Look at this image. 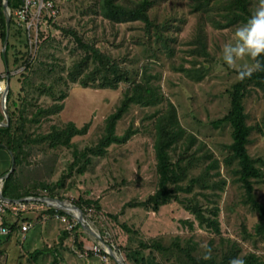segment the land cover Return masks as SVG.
<instances>
[{
	"label": "rangeland",
	"instance_id": "1",
	"mask_svg": "<svg viewBox=\"0 0 264 264\" xmlns=\"http://www.w3.org/2000/svg\"><path fill=\"white\" fill-rule=\"evenodd\" d=\"M55 1L60 6V14L54 18V23L48 21L41 25V29L46 30L45 47L37 54L29 70L22 72L23 69H14L16 76L12 75V85L15 86L17 78L19 108L29 119L26 129L32 135L48 132L52 124L62 127L69 121L79 127L86 123L89 126L86 132L72 137L76 146L52 147L48 140L31 146L25 162L16 166L21 182L33 184L46 181L54 185L55 191L60 192L63 198L72 201L81 196L90 205L88 213H84L89 223L102 233L107 242L118 245V251L127 264H142L127 257L128 246L138 248L140 239L158 238L163 244L171 245L177 237L181 243L192 238L197 242L195 253L200 255L210 240L213 246L221 248L223 236L241 245V256L255 252L264 264V233L258 234L256 231V224L260 220L258 212L244 201L245 188L234 171L238 161L233 160L229 165L224 162V157L231 152V126L229 123H217L231 106L228 90L239 79L238 69L255 63L245 56L236 59L235 67H229L223 60L225 45L237 43L236 29L247 22L239 21L218 28L207 21L205 30L210 54L205 56L193 51L195 45L191 40L197 30L198 17L194 12L188 13L181 27L176 29L171 26L168 29L176 34L172 54L164 51L155 54L146 43L142 22H122L113 27L98 13L95 7L97 0ZM253 4L257 7L259 0H253ZM182 8L189 12L186 0H160L151 14L152 17L157 15V21H163L175 9L180 11ZM71 27L79 29L86 36H97L96 43L103 50L112 52L132 68L139 69L137 77L143 72L144 65L149 72H160L157 82L176 104L182 125L197 137L190 151L194 152V166L183 182H188L191 175L201 172L212 158H218L219 166L211 169V172L214 180L226 179L223 186L202 188L196 184L191 192H180V198H184V201L173 199L161 205L157 211L138 203L157 189V158L151 113L160 105L131 103L116 123L117 134L125 133L128 128L134 130L130 138L123 143L112 142L102 155L88 154L87 157L91 156L89 162L86 157L74 161L75 148L83 150L94 146L106 133L107 117L121 105L127 84L122 83L117 88L97 84L84 86L67 77L69 67L78 54L74 36L64 30ZM10 28L12 42L15 24ZM204 61H208L210 66L203 77L196 78L198 68L202 67ZM60 74L68 84L54 80ZM53 81L55 94L62 89L68 90L63 108L58 113L39 115V121H31L33 112L39 107H48L55 102L53 95L44 87L45 83L50 85ZM244 106L247 123L252 127L248 150L264 170V89L251 85L244 97ZM207 151L212 155L204 159L201 156ZM176 155L175 151L174 158ZM197 157L200 159L197 160ZM218 170L220 174H215ZM61 178L65 181L64 185H55ZM38 190L42 195H48L47 189L38 186ZM255 193L264 202V178L256 181ZM189 198L203 205L207 215H212L210 208L219 206L220 232L207 223L201 224L196 215L186 208L184 202ZM95 200H98L100 208L94 205ZM37 202L30 204L27 210L34 212L19 220L33 222L25 238L16 232L0 240V264H52L53 261L55 264H119L111 255L104 260L91 252L95 244H100L103 250L106 247L98 238L87 233L82 225L78 226L73 215L67 212L68 223L47 211L50 207L48 203ZM7 210L10 211V208ZM41 211V215H35ZM14 219L15 216L12 221ZM72 223L74 226L70 228ZM123 223L132 230H128ZM136 229L137 232L134 231ZM119 245L127 249L121 251ZM36 250L41 251L32 255ZM86 251L88 255L84 254ZM144 254L149 258L153 255L155 259L151 260L162 264H184L177 257L176 250L164 254L160 251L150 253V248H147Z\"/></svg>",
	"mask_w": 264,
	"mask_h": 264
},
{
	"label": "trees",
	"instance_id": "2",
	"mask_svg": "<svg viewBox=\"0 0 264 264\" xmlns=\"http://www.w3.org/2000/svg\"><path fill=\"white\" fill-rule=\"evenodd\" d=\"M55 1V0H54ZM162 1V0H161ZM166 1V0H165ZM56 2V1H55ZM177 1H175L176 3ZM160 3V0H97L96 9L101 15L102 19H106L114 27L115 24L122 22L140 21L144 24V35L146 43L150 45L153 52H167L171 55L174 48L172 42L176 38V34L168 31L171 26L176 29L181 27L182 22L186 20L188 13L194 12L197 14V30L193 36L191 43L195 46L193 51L196 54L209 55L210 51L207 45V34L205 24L211 22L215 27L223 28L236 24L239 21H248L250 16L256 9L253 0H186L189 7V12L184 8L180 11L175 9L171 15H168L165 20L157 21V15L152 17L151 10ZM17 2L9 0V6L13 10L17 6ZM48 21L54 23V18L49 17ZM180 21V22H179ZM180 23V24H179ZM15 24L14 19H11V25ZM39 29V43L35 56H31L29 51L28 41L23 35L21 28H16L14 35L16 42L7 43V55L9 57V49L13 48L12 66L9 68V75L12 70L20 68L25 65L22 72L30 69L37 54L42 52L46 44V30ZM11 27V26H10ZM0 28L3 37L7 34L6 15L4 12L3 1L0 0ZM65 31L74 36L78 48V54L72 62L67 72V77L72 81H78L81 85L88 86L90 84H97L99 86H109L113 88L119 87L122 83H126L125 95L122 99L121 105L116 111L107 117L106 133L100 139L99 143L94 146H89L83 150L74 149L75 160L79 161L86 157V161H91L92 153L95 155H102L107 151V146L112 142L123 143L127 141L134 130L128 128L125 133H116L117 120L122 117L124 112L129 108L131 103H139L143 105H160L156 108L151 116L153 117V135H154V149L157 158L156 169L158 173L157 189L149 195V197L139 204L147 206L155 211L159 210L161 205L171 202L173 199L180 200V192H191L194 185L200 184L202 188L221 187L226 183L225 178L214 180L211 169L219 166V159L212 158L208 164H205L201 172L190 176L188 182H183L188 177L190 170L194 166L195 158L190 151L196 142V135L187 130L182 125L176 104L171 100L159 80L161 75L159 71L149 72L147 66H143V72L139 77V69L132 68L127 62L116 57L110 51L103 50L96 42L98 37L95 35L86 36L77 28H64ZM153 36V38H152ZM23 38V39H21ZM155 38V40H154ZM21 43L23 48L21 47ZM261 62H264V55L258 57ZM210 66L208 61H204L201 68H198L196 78H201L204 71ZM189 69V68H188ZM49 71V70H48ZM45 73V72H43ZM160 74V75H159ZM56 82L62 81L65 85L68 84L67 79L61 74L54 78ZM251 85H256L264 89V72H256L251 79L240 81L239 79L228 90L230 95L231 106L228 112L217 120V123H229L231 126L232 141L229 144L230 153L224 157L226 164H231L233 160L238 161V166L235 172L238 174V180L241 181L245 188L246 198L245 202L250 204L254 210L258 212L260 220L256 224V231L258 234L264 233V202L260 201L255 193V183L258 179L264 178V170L257 164V160L253 158L248 150V142L252 127L247 123L246 112L244 106V97L250 89ZM45 90L53 95L55 102L48 107H39L33 112L31 121H39L38 116L41 114L58 113L64 106L63 100L68 95V90L62 89L58 94H55V82L48 85L45 83ZM13 89L10 88L7 99H11ZM19 116L18 125L13 120V113L10 112L11 123L4 128L8 138L7 144L12 151H14L16 165H22L25 158L28 156L29 148L39 141H49L52 147L64 145L68 147L76 146L72 141V137L77 133H84L87 131L89 124L77 126L73 121L67 122L64 126L56 124L51 125V129L43 134L32 135L26 129V123L29 120L25 113L17 106ZM200 147V146H199ZM181 148V150H177ZM176 151V157L174 158ZM190 153V154H189ZM212 153L204 152L201 157H211ZM197 160L200 157L196 158ZM84 167V166H83ZM83 167L80 170H83ZM215 174H220L218 170ZM64 179H59L55 185L63 186ZM38 186L48 190V195L64 196L55 191V186L46 181H37L33 184H23L21 176L17 173V168L14 172L5 179L3 186V194L11 198H21L23 196H39L42 195L38 190ZM28 201V200H25ZM37 201V200H35ZM73 201L82 207L84 213H88L89 204L80 196ZM184 201V198L181 200ZM133 203V202H131ZM188 210L194 213L201 224L207 223L212 226L215 231L220 232V223L218 219L219 206L211 209L212 215L205 213V208L198 201H193L189 198L184 202ZM94 205L98 208L101 206L98 200L94 201ZM49 211L52 213L59 212L61 214L69 215L65 210L50 206ZM11 225H15L12 223ZM78 226H81L77 222ZM123 225L132 230L126 223ZM137 232L138 230H134ZM67 234V232H66ZM80 245L82 243L80 242ZM221 245H212V240L207 244L204 253L196 254L197 242L192 238H187L185 243H181L179 238L174 239L171 245H165L158 238L140 239L139 247L132 248L128 246V258H133L134 261L142 264H162L155 259L153 255L149 258L144 254V250L150 248V253L160 251L164 254L176 250L177 257L184 264H230V261L240 258L244 264H263L259 256L255 252H248L240 255L241 245L231 238L221 237ZM225 246V247H224ZM121 251L127 249L119 245ZM41 250H36L32 253H38ZM210 252L209 259H205V255ZM55 264V261L52 262Z\"/></svg>",
	"mask_w": 264,
	"mask_h": 264
},
{
	"label": "built area",
	"instance_id": "3",
	"mask_svg": "<svg viewBox=\"0 0 264 264\" xmlns=\"http://www.w3.org/2000/svg\"><path fill=\"white\" fill-rule=\"evenodd\" d=\"M3 1V0H2ZM10 7V6H9ZM60 6L54 0H19V4L12 10L10 7L11 18L14 19V23L17 28H21L28 41L29 51L31 56H35L39 43V29L41 22H48L49 17L56 18L60 14ZM25 67L22 66L20 69ZM19 69V70H20ZM7 78H0V83L3 87L0 88V95L3 94L6 88ZM35 200H18V201H6L0 197V240L13 233H20L25 238L27 230L33 225L31 221H21L15 225L6 223L3 220V214L8 208L15 212L19 209H27L30 207V202ZM56 208V207H55ZM59 208H56L58 210ZM57 216L63 220L69 221L67 214H61L56 212ZM70 223V221L68 222ZM74 226V223L70 224V228ZM100 244H95L92 247V251L95 255L100 256L104 260H108L110 254L107 250H103ZM84 254H89L86 251Z\"/></svg>",
	"mask_w": 264,
	"mask_h": 264
},
{
	"label": "clouds",
	"instance_id": "4",
	"mask_svg": "<svg viewBox=\"0 0 264 264\" xmlns=\"http://www.w3.org/2000/svg\"><path fill=\"white\" fill-rule=\"evenodd\" d=\"M237 43L227 44L223 49V60L229 67H235L237 58L250 57L255 61L251 65H243L238 69V78L242 82L245 79H251L256 72H264V62L258 57L264 55V0H259L253 14L247 23L238 27L235 32ZM3 84L0 83V88ZM210 252L205 255L209 259ZM230 264H244L240 258L233 259Z\"/></svg>",
	"mask_w": 264,
	"mask_h": 264
},
{
	"label": "crops",
	"instance_id": "5",
	"mask_svg": "<svg viewBox=\"0 0 264 264\" xmlns=\"http://www.w3.org/2000/svg\"><path fill=\"white\" fill-rule=\"evenodd\" d=\"M14 1L17 2V4H19V0H14ZM4 12H5V10H4ZM15 27H16V25H15ZM5 39H6V36H5V38L3 37L2 32H1V28H0V78H7L8 76L10 77V88H12L14 91H13V94L11 96V99L9 101L7 99L6 104H7L9 114H10V112L13 113V120L15 121L16 125H18V122H16V120H19L20 118L18 116V112L16 109H17V106L19 105V103H18L19 102V100H18V97H19L18 96V92H19L18 82L19 81L16 78L15 86H13L12 85V75L8 74L9 68L12 66L11 64L13 61V48L11 47L9 49V57H8L7 49H6V54L4 53ZM8 40H10V32H9ZM16 41H17V39L14 35V40L12 41V43L16 42ZM6 48H7V44H6ZM14 71L15 70L11 71V73L13 75H15ZM7 96H8V94H7ZM6 121H7V119H6L4 106H3V102H2V95H0V177L3 176L4 174H6L8 171H10V169L12 167V162H13V156L12 155L14 154V151H12V149H10L8 144H7L8 138H7L6 132L4 130V128L11 123V116H10L9 124H2V122H6ZM14 156H15V154H14ZM16 166L17 165L15 163V167H14L13 171H11L10 174L6 178H8L14 172V170L16 169ZM5 179L0 184V186H2L1 187L2 192H3V186H4ZM37 201H32V202H30V204H32L33 202H36V204H37L38 203ZM39 205L42 207V205L40 203H39ZM28 209H29V207L25 210L19 209L16 212L14 210H11V209H10V211L7 210V212H5L3 214V220L8 224H12V223L17 224V223H19V220L24 218L26 215H30V214H28L29 212H34L33 210L27 211ZM47 211H49V209H47ZM42 213H43L42 211L37 212L35 215L39 216ZM23 214H25V215H23ZM13 215L15 216V219L12 221V217H14Z\"/></svg>",
	"mask_w": 264,
	"mask_h": 264
},
{
	"label": "water",
	"instance_id": "6",
	"mask_svg": "<svg viewBox=\"0 0 264 264\" xmlns=\"http://www.w3.org/2000/svg\"><path fill=\"white\" fill-rule=\"evenodd\" d=\"M3 6L6 14V25H7V35L5 39V46H4V53L6 54V44L8 42V37H9V32H10V26H11V12H10V7H9V0H3ZM10 89V77H7V82H6V88L5 91L2 94V102L4 106V111L6 115V122H2V124H9L10 121V114L7 108V94ZM13 156V162H12V167L10 171H8L6 174L0 177V184L3 182V180L10 174L11 171H13L15 167V156ZM140 179V178H139ZM2 186H0V197L5 199L6 201H18V200H39L48 203L50 206L63 209L69 214L73 215L77 221L83 226L84 230L98 238L106 247V250L109 252V254L115 258V260L119 264H127L126 261L124 260V257L121 253L118 251V245H112L109 242H107L104 237L102 236V233L98 230H96L87 220L85 217L84 211L81 206L76 204L74 201L67 199V198H61L57 196H51V195H39V196H23L21 198H11L3 194L2 192Z\"/></svg>",
	"mask_w": 264,
	"mask_h": 264
}]
</instances>
